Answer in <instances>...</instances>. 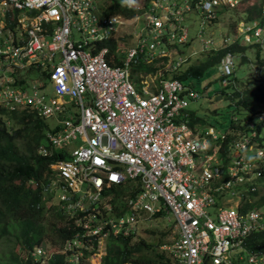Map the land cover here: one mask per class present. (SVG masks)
<instances>
[{
	"label": "built area",
	"instance_id": "1",
	"mask_svg": "<svg viewBox=\"0 0 264 264\" xmlns=\"http://www.w3.org/2000/svg\"><path fill=\"white\" fill-rule=\"evenodd\" d=\"M117 3L143 13L135 45L118 36V26L140 17L109 13L96 0H0V116L29 109L57 120L39 153L64 150L67 157L52 165L50 189L84 229L65 243L63 251H75L70 264L80 263L86 235H128L161 211L173 214L177 227L163 246L172 264H264V247L254 240L264 236V202L253 196L263 176L264 112L242 120L243 129L193 126L190 103L202 95L175 77L187 57L166 72L141 74L148 78L139 84L133 78L140 56L149 63L168 54L169 27L186 41L181 0ZM210 5L205 0L203 11ZM234 68L228 52L218 66L223 86ZM33 72L41 73L37 83ZM127 180L134 194L117 218L105 193Z\"/></svg>",
	"mask_w": 264,
	"mask_h": 264
},
{
	"label": "trees",
	"instance_id": "2",
	"mask_svg": "<svg viewBox=\"0 0 264 264\" xmlns=\"http://www.w3.org/2000/svg\"><path fill=\"white\" fill-rule=\"evenodd\" d=\"M101 1L99 0V2ZM110 1H113V4L107 6L106 9L109 13L121 12L126 16L141 14L136 9H129L126 12L124 7L118 6L117 0ZM248 19L252 20L253 16L250 15ZM263 21L264 17L261 23ZM107 44L112 48L119 45L115 40H111ZM255 45L257 43L253 46ZM248 48V46L240 45L239 40H237L235 44L229 47V50L240 52L246 51ZM225 52L223 49L217 52L212 51L204 57V61L190 66L185 72L175 77L184 82L190 76L201 77L208 69H216ZM256 56L259 63L264 66V58H261L260 52H257ZM168 60V57H164L157 59V62L160 67L164 68ZM113 63H121V61L116 58ZM158 68L140 61L134 66L133 70L149 72ZM162 70L164 72V69ZM133 78L137 84L140 83L141 79L138 74H134ZM228 87L234 89L231 94L225 90L221 91L229 95L235 110L228 128L231 127L233 130L243 129L242 120L252 118L255 113H259L264 109V78L261 80V77H257L253 85H246L241 89L239 87L234 88L233 85L224 86L223 89ZM248 114L251 116H248ZM4 117L10 119L11 124L7 125L3 121V117H0V246H2L0 264H40V258L36 259L32 252L41 245H48L49 249L54 250L51 251L52 254L48 259V264L67 263L66 253L71 254L72 251L56 250L63 247L68 239L75 236L77 228L74 223H70L66 211L62 210L60 206L48 205L53 196L47 189L49 179L53 173L51 164L59 157L64 158L65 155L63 151L47 157L38 153L40 145H48L46 131L49 130V125L36 112L23 109L6 113ZM190 117L193 126L208 123L207 118L193 110L190 112ZM236 119L239 120L238 123ZM234 138V135H228L227 141ZM123 192L124 190L114 187L107 190L106 194L115 193L114 203H123ZM258 202H264V196ZM116 213L119 214V210ZM160 214H162V211L158 213V215ZM163 234H166V231ZM135 237L136 234L111 236L107 240V251L103 257V263L169 264L166 252L154 248L151 242L147 243L144 239H141L138 243L130 246L129 242ZM254 240H257L256 242L261 243L264 247V236H261V240ZM159 245H161V241L157 243V247ZM136 251H146V253L135 256ZM22 252L26 255L23 256ZM93 252L83 251V255L89 257Z\"/></svg>",
	"mask_w": 264,
	"mask_h": 264
},
{
	"label": "clouds",
	"instance_id": "3",
	"mask_svg": "<svg viewBox=\"0 0 264 264\" xmlns=\"http://www.w3.org/2000/svg\"><path fill=\"white\" fill-rule=\"evenodd\" d=\"M96 1H97L98 5L102 9H104V8L107 9V6H111L113 4V3L109 2L110 0H108V3H106L105 0H102L101 2H99V0H96ZM204 1L205 0H181V3H182L181 6L184 8L183 11H182L183 18L181 20V25L183 26L184 29H187V34H186L187 39H186V41L180 40V36L183 34V32L176 31L179 34V36L176 37V38H173L172 37V32H173L172 28L169 27V25L171 23L169 21L164 22L165 27H169L168 31H164V36H165L166 40L169 41L167 47H165V49L167 50L168 54L166 56H161V57L157 56L156 59H154L153 62H149V63H147L145 60H143V57L140 56L137 59L138 60L137 64L140 61H144L148 65H154V67L162 68V67H160L158 65L157 59L168 57L169 60H168L167 65L164 68H162V69H164V72H165L166 70H168L167 69L168 66L170 64H172L173 61L177 60L178 57L183 56V57H187V62L184 64V66L182 67V70L180 71V74H182L190 66H192L194 64H199L202 61H204V57H206L207 55L212 53V51H216L217 52V51H220V50L223 49V50L226 51L223 56H225L226 53H228V52H233L235 58L237 56L240 58L241 63H244L246 61H248V62L252 61L248 57V55L246 53L248 49L253 50L254 53H255V56H256L257 52H260V55H262V49L264 47V21L261 23V20L264 17V0H208L209 2H211V5L208 8L209 12L208 11H203L206 8V7L203 6L204 5ZM124 2L131 6V5H134L135 0H124ZM186 3H190V8H189V6L187 7ZM126 10H129V9L124 7V11H126ZM130 10H135V9H130ZM136 10H138V9H136ZM229 12H235L237 14L244 13L245 19H242L239 24H235V22H233V21H228L229 22V32H228L227 36L226 35H222L220 38H216L213 32H211V33L207 32L208 28L212 29L213 28L212 25H214L215 23H219V20H220V17H221L222 14L229 13ZM208 13H211V16H208ZM115 14L123 15V16L128 17V18L129 17H133V15L132 16H126V15H124L121 12L120 13H115ZM250 15L253 16L252 20L248 19V17ZM135 16H139L140 19H142L143 18V13L141 12V14L139 13L138 15H135ZM199 21H200L201 28H200V31H198V33H197L195 38H197L200 41L201 49H200V51L193 50L190 53H187V48L188 47H193V41L195 39L191 35V30L194 29L193 24H195V23H197ZM131 25H137V24L133 23V24H129L127 26H131ZM136 31H131L132 34L130 32V35L135 36V32ZM122 35L123 36L126 35L127 36V41H129L130 43L133 40L132 36H130L129 33L118 34V36H122ZM246 36L248 38H250V39L249 40L246 39ZM136 39H137V37H136ZM237 40H239L240 45H245V46H248L249 48L246 51H240V52H234L232 50H229V47L231 45L235 44L237 42ZM120 41H122V39H120ZM255 43H257V45L253 46ZM261 58H264V53H263V57H261ZM244 59H246V60H244ZM257 62L259 63L258 60H257ZM137 64H135V65H137ZM219 64H218V66H219ZM218 66H216L215 70L219 72ZM235 69H236V60H235L234 73H235ZM156 70H151V71H156ZM147 73L148 72L134 71V74H138L140 76V79H141L140 83H141L142 79L145 80V79L148 78L147 75L141 76V74H147ZM256 73H257L258 77H261V80L264 78V76L261 73H258L257 70H256ZM165 75H166V73H165ZM221 81H222V77H221ZM229 85H233L234 88L239 87L237 80H235V81L232 80V83L229 84ZM261 112H264V109ZM261 112H259V113H261ZM8 113H10V112H8ZM11 113H13V112H11ZM256 114H258V113H255L254 115H256ZM5 115H6V113H5ZM0 117H3V121H5L7 123V125L11 124V120L8 119V118H5L4 114H2ZM46 121H48V120H46ZM262 126H263V123L258 124L257 130L260 131ZM50 130H52V128H50V126H49V130L48 131H50ZM48 131H46V140L48 142V145L42 144V145H44L46 147L50 146V142H49V140L47 138ZM42 145H40V146H42ZM40 146H39V148H40ZM39 148H38V153H39ZM62 151H63L65 157L64 158L59 157L58 159L67 158L64 150L55 151L51 155H53L55 153H60V152L62 153ZM39 154H41V153H39ZM51 155H49V156H51ZM56 161H54L51 164V169L53 170V173H52V177H50L49 183L47 185L48 191L53 196V198L48 203V205L52 202L50 205H58V206L61 207L62 210L66 211L62 207V203H61L60 199L50 189L51 188L52 179H56L57 178L55 176L57 174V172L54 171L53 166H52L54 163H56ZM262 169H263V176L259 177V179L256 182V184L259 185V190L253 194V196L259 197L258 200L261 197L264 196V167ZM134 186H135L134 183H132L129 180H127L126 182H123V183H120V184L114 183V185L111 187V188H114V187L116 188L117 187L120 190H124V192H123L124 194L122 196L123 203H121V202L114 203V200H115V197H116L115 193H109L111 195H114V197H112L111 200H108L110 202V204L112 205V208L114 209V214H113L114 217L118 218V217L122 216L121 215L122 212L120 211V209L122 207H124L125 201H126V199L128 197V194H131V195L134 194V192H133L135 190ZM136 190H139V187H137ZM136 192L137 191H135V194H136ZM262 203H260V204H262ZM116 208H119V209H116ZM117 210H119V212H120L119 214L116 213ZM67 216L70 219V223L71 224L74 223L76 228H77V233L75 234V236L73 238H71V239H75L76 236L80 232H82L84 229H83V227L77 226V224L74 222V219L70 218L68 214H67ZM160 216L163 217V216H165V214L162 213V214L158 215V213H157L156 215H154V217H155L154 219H157ZM144 223L139 224L138 228L141 225H143ZM138 228H137L136 231H134L133 233H129V234H136V236L139 235L138 234V230H139ZM144 230L146 231L148 229L146 228ZM84 232L86 233V231H84ZM103 232H106V231L103 230ZM111 236H127V235L123 234L122 231L119 232L118 234H115L114 232H111L107 236H103V235H101V236H99V235H86V237H85L86 248H82V251H79L80 253H82L79 264H82V260L83 259L88 258V257H84L83 251H94V252L98 251L99 247H100L101 240L102 239L108 240ZM71 239H68V240H71ZM64 246H65V244H64ZM64 246L58 248V250H56V251H63ZM38 249H41L42 251L39 252ZM163 250H165V249H163ZM51 251H54V250L47 249L46 247L41 245V246L36 247V249L32 252V254H33V256L36 259L40 258V264H48V259L51 257V254H52ZM64 252H68V251H64ZM73 252H75V251H72V253ZM165 252H166L167 258L169 259V264H172V260L168 256V251L165 250ZM72 253L71 254L66 253L68 259H67V263H64V264H70V259L72 258ZM129 263H132V262H128V263H124V264H129ZM132 264H147V263H132ZM150 264H157V263H150ZM159 264H165V263H159Z\"/></svg>",
	"mask_w": 264,
	"mask_h": 264
},
{
	"label": "rangeland",
	"instance_id": "4",
	"mask_svg": "<svg viewBox=\"0 0 264 264\" xmlns=\"http://www.w3.org/2000/svg\"><path fill=\"white\" fill-rule=\"evenodd\" d=\"M108 3V0H105ZM113 3V1H109ZM242 19H245L244 13H235L229 12L221 15L219 23H215L212 29H207L208 33L213 32L216 38H220L222 35H228L229 32V22L233 21L235 24H239ZM144 19H140L137 25L118 26V33H129L131 31H140L143 27ZM194 29L191 30V35L195 38L198 31H200L201 25L200 21L193 24ZM132 34V32H131ZM132 36V35H130ZM131 43L133 45L136 44L137 39L135 36H132ZM127 43V42H126ZM122 48H125V43L120 42ZM201 45L200 41L195 38L193 41V47L187 48V53H190L193 50L200 51ZM248 57L252 60L251 62L241 63L240 58L237 56L236 60V69L235 73L232 76V80L237 79L239 89L246 85H253L256 81L257 73H261L264 76V66L257 62V56L253 50H247ZM264 47L262 49L263 57ZM32 79L37 83V78H41V73L33 72L31 73ZM186 84L193 87L197 90L202 96L198 100H194L190 103V109L198 113L199 115L207 118L208 123L213 124L219 129H227L229 123L232 119V115L235 113L234 107L232 106V102L229 98V95L226 93H222V90H225L227 93L231 94L234 89L228 87L227 89H223V84L221 81V74L218 71H215L214 68H210L204 73L201 77L190 76L186 79ZM216 111V112H215ZM48 124L50 128H53L57 125V120L52 118L48 119ZM225 200L234 203L237 200L236 197H232L230 192H227ZM52 203V202H51ZM50 203V204H51ZM49 204V205H50ZM51 216V215H50ZM148 230H144V229ZM138 234L135 238H133L129 245L133 246L138 243L141 239H144L147 243L151 242L154 245V248L163 251L164 245H170L175 237L177 236V227L175 225V218L173 214H167L165 216H160L157 219L147 220L143 225L138 228ZM151 231V232H150ZM166 231V234L163 232ZM161 241V245L157 247V243ZM45 245V244H44ZM47 249H49L48 245H45ZM2 246H0V250ZM107 251V240L102 239L100 243V247L98 251L93 252V254L82 260V264H104L103 257ZM1 253V251H0ZM141 253H146V251H136L135 256L140 255ZM23 256L26 255L24 252L21 253Z\"/></svg>",
	"mask_w": 264,
	"mask_h": 264
},
{
	"label": "crops",
	"instance_id": "5",
	"mask_svg": "<svg viewBox=\"0 0 264 264\" xmlns=\"http://www.w3.org/2000/svg\"><path fill=\"white\" fill-rule=\"evenodd\" d=\"M105 198L107 199V200H111L112 199V197H114V195H111V194H105ZM163 251H165V250H163Z\"/></svg>",
	"mask_w": 264,
	"mask_h": 264
}]
</instances>
